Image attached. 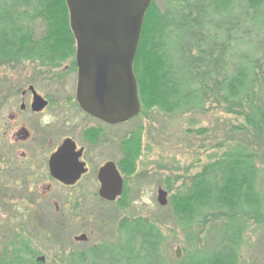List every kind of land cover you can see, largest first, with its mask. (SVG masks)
I'll return each mask as SVG.
<instances>
[{
  "label": "rangeland",
  "instance_id": "374dc122",
  "mask_svg": "<svg viewBox=\"0 0 264 264\" xmlns=\"http://www.w3.org/2000/svg\"><path fill=\"white\" fill-rule=\"evenodd\" d=\"M152 1L158 12L171 17L169 24L175 32L176 26L180 25L178 22L184 21L190 7L193 9L191 16L196 17L213 6L210 0H199V8L194 6L196 1L191 2L192 5H189V0ZM237 1L240 10L236 16L230 10L227 13L221 10L222 13L218 12L216 18H208V21L214 20L207 27L202 26L204 33L211 35L209 42H194V38L198 39V27L194 29L191 26L190 33L188 30H181L185 41L178 49L183 52L187 61L192 57H199L203 49L215 52L220 48V54L229 57L231 64H234L243 53L249 52L258 59L260 71L264 73V28L256 27L257 16L253 15L244 0ZM229 3L232 1L229 0ZM234 6L236 9V3ZM39 24L36 20L31 26L36 30V36L41 30ZM173 31L170 33L172 36ZM32 62L29 64V71L35 75L38 70ZM233 67L227 66V71L232 73ZM18 68L17 59L0 64L1 96L8 92L9 82ZM37 86L44 89V81L38 82ZM245 107V104L227 106L210 100L202 108L175 113L150 109L139 112L137 117L122 125L114 126L113 135L125 132L129 136L136 134L142 145L143 164L137 167L134 177L129 178L127 175L125 191L121 192L115 202L105 203L99 201L92 192L82 189L66 191L54 186L44 200V233H34L32 227L28 226L25 233L15 238L11 233L8 217L0 218V262L14 256V250L22 247L24 244L21 243L25 242L29 247V254L26 255L27 258L30 256L29 262H35L37 257L43 256L44 262L41 264H73V258H77L78 253L86 252L89 255H86L85 260L78 258L77 264H99L101 260L103 263H116V258L100 260L98 257L101 253H108L107 246L116 249L123 246L124 239L120 236L119 224L124 219L136 218L146 219L159 228L162 235L156 253L159 264H181L192 252L201 251L205 254L212 251L219 244L220 235L226 230L222 218L208 214L194 225L184 227L177 221L169 200L170 196L185 192L193 177L207 165L225 157L227 153L241 149L253 155L256 166L261 170L257 187L263 192L264 143L258 142L248 129ZM73 120L79 123L81 118L78 116ZM243 126L251 135L242 130ZM159 187L167 192L166 205L159 204L157 200ZM55 203L60 208L58 214ZM64 212L66 214H62ZM59 214L65 217L60 219ZM240 227V237L235 231L224 234L225 241L237 253L236 263L264 264V220L245 217ZM80 234L86 235V242L74 239ZM95 245L101 247L92 254ZM151 253L150 249L140 251L142 257ZM139 261L144 262L143 259Z\"/></svg>",
  "mask_w": 264,
  "mask_h": 264
},
{
  "label": "trees",
  "instance_id": "16d2710c",
  "mask_svg": "<svg viewBox=\"0 0 264 264\" xmlns=\"http://www.w3.org/2000/svg\"><path fill=\"white\" fill-rule=\"evenodd\" d=\"M18 1L0 0V64L25 56L32 59L57 57L63 60L74 54L75 40L69 26L65 0ZM223 1L226 13L228 10L232 12V3ZM244 2L257 16L256 27L264 28V0ZM190 15L189 12L184 21L178 22L180 25L176 27L179 29L176 28L175 32L169 24L171 17L158 12L153 1L147 8L133 65L140 112L152 108L166 113L188 111L202 108L210 100L227 106L245 104L248 129L263 144L264 73L260 71L258 59L245 52L236 63L231 64L229 57L220 54L222 49L217 48L215 52L203 49L199 57L187 61L178 49L185 41L181 30H187L189 23H193L194 27L198 24V39L194 38V42H209L211 38V35L204 33L203 25L196 17L192 22ZM36 20L41 29L37 36L36 30L31 27ZM210 21L206 22L205 27ZM172 31L173 36L170 35ZM231 65L234 67L229 73L227 66ZM242 130L250 134L244 126ZM130 136L139 138L136 134ZM134 143L132 147L138 146L139 139ZM254 160L253 155L245 149L227 153L194 176L185 192L170 196V207L179 224L191 226L208 214L216 215L224 221L225 233L235 231L240 237V226L245 217L264 220V192L257 187L261 170ZM119 227L120 236L124 239L123 246L117 249L107 246L108 253H101L98 257L100 260L116 258V263H103L101 260L99 264H159L156 253L162 235L154 223L142 218L124 219ZM224 234L220 235V242L212 251L205 254L201 251L192 252L181 264H237V253L225 241ZM21 244L24 245L14 250V256L0 264H41L29 262L30 256L26 257L29 247L25 242ZM100 247L97 245L93 248L92 254ZM145 249H150L152 253L142 257L140 251ZM86 255L89 254L78 253L77 258H73V264H77L78 258L85 260ZM140 259L144 262L140 263Z\"/></svg>",
  "mask_w": 264,
  "mask_h": 264
},
{
  "label": "flooded vegetation",
  "instance_id": "af4514ba",
  "mask_svg": "<svg viewBox=\"0 0 264 264\" xmlns=\"http://www.w3.org/2000/svg\"><path fill=\"white\" fill-rule=\"evenodd\" d=\"M231 1L232 12L237 14L239 1ZM191 2L199 8V0H189V5ZM210 2L213 5L210 9L196 15L200 25H205L211 16L216 18L221 10L226 12L223 0ZM189 12L192 15L191 7ZM192 24H188L189 33L191 26L198 27V24L195 27ZM30 62L38 70L35 75L29 71ZM17 64L19 68L12 75L8 92L0 95V209H6L0 211V218L8 217L15 238L25 233L28 226L34 233H44V200L54 186L66 191L82 189L94 193L99 201L113 203L116 199L108 201L99 196L100 169L112 162L122 177L123 192L128 182L127 175L134 177L137 167L143 164L139 138L129 136L128 132L113 135V127L127 121L110 124L86 113L79 106L76 100V47L74 54L63 60L25 56L17 59ZM43 81L44 89L37 86ZM78 116L81 120L76 123L73 119ZM138 139L140 145L132 147ZM65 140H70L68 154L72 159L67 167L74 165V171L80 173L73 183H64L51 172L50 159ZM130 169L132 172L127 174ZM55 209L58 214L60 208L57 203ZM64 217L59 214L60 219ZM35 262L43 263L44 257H37Z\"/></svg>",
  "mask_w": 264,
  "mask_h": 264
},
{
  "label": "water",
  "instance_id": "95a60500",
  "mask_svg": "<svg viewBox=\"0 0 264 264\" xmlns=\"http://www.w3.org/2000/svg\"><path fill=\"white\" fill-rule=\"evenodd\" d=\"M151 2L65 0L78 65L76 100L93 117L118 124L138 115L140 102L133 63ZM69 143L65 140L50 159L52 175L64 183H73L80 174L74 171V165L67 167L72 161ZM98 179L101 198L112 201L121 194L122 177L112 162L100 169ZM157 200L161 205L167 204V192L162 188L157 190ZM74 239L84 241L86 235Z\"/></svg>",
  "mask_w": 264,
  "mask_h": 264
}]
</instances>
